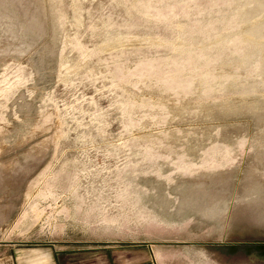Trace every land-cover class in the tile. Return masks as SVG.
<instances>
[{"label":"rangeland","instance_id":"374dc122","mask_svg":"<svg viewBox=\"0 0 264 264\" xmlns=\"http://www.w3.org/2000/svg\"><path fill=\"white\" fill-rule=\"evenodd\" d=\"M27 254L264 264V0H0V264Z\"/></svg>","mask_w":264,"mask_h":264},{"label":"crops","instance_id":"0c3cea01","mask_svg":"<svg viewBox=\"0 0 264 264\" xmlns=\"http://www.w3.org/2000/svg\"><path fill=\"white\" fill-rule=\"evenodd\" d=\"M43 257V259L41 260V258H35L29 254H27V256H15V257H12V258H7L5 260L6 264H50V259L49 258H44V256H41ZM93 262V260H90ZM89 261V262H90ZM91 262V263H92Z\"/></svg>","mask_w":264,"mask_h":264}]
</instances>
